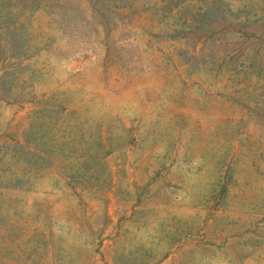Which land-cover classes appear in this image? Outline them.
Wrapping results in <instances>:
<instances>
[{
	"label": "rangeland",
	"instance_id": "obj_1",
	"mask_svg": "<svg viewBox=\"0 0 264 264\" xmlns=\"http://www.w3.org/2000/svg\"><path fill=\"white\" fill-rule=\"evenodd\" d=\"M0 264H264V0H0Z\"/></svg>",
	"mask_w": 264,
	"mask_h": 264
}]
</instances>
